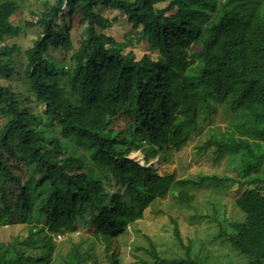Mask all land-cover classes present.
Returning <instances> with one entry per match:
<instances>
[{
	"label": "trees",
	"instance_id": "16d2710c",
	"mask_svg": "<svg viewBox=\"0 0 264 264\" xmlns=\"http://www.w3.org/2000/svg\"><path fill=\"white\" fill-rule=\"evenodd\" d=\"M100 6L123 12L149 40L156 35L157 60L137 59L131 49L137 33L121 42L107 36L112 22L96 12ZM17 8L15 0H0V21L8 23L0 28V226L25 225L28 236H19L14 258L0 254V264H98L102 253L80 234L56 259L54 235L80 233L77 226L99 237L105 264H123L120 237L157 197L171 190L188 207L195 199L188 188L229 181L243 218L227 232L218 224L217 238L247 264H264V0L45 1L39 20L28 23L43 34L26 50L25 71L14 57L16 44L5 43L20 32L9 23ZM76 14L87 25L62 67L55 60L73 46L65 21ZM36 103L44 105L37 113ZM81 109L95 118L71 116ZM121 118L126 124L118 129ZM200 122L211 130L198 150L236 157L237 179L172 184L170 175L127 158L141 150L146 162L159 154L168 161ZM174 236L183 246L178 225ZM141 249L153 260L142 264H204L190 247L186 258L173 259L152 241Z\"/></svg>",
	"mask_w": 264,
	"mask_h": 264
},
{
	"label": "rangeland",
	"instance_id": "374dc122",
	"mask_svg": "<svg viewBox=\"0 0 264 264\" xmlns=\"http://www.w3.org/2000/svg\"><path fill=\"white\" fill-rule=\"evenodd\" d=\"M17 3V11L11 17L14 26L20 29L18 35L8 37L5 43L8 45L16 44L18 51L14 53V57L18 65H21L23 71L28 64L26 50L32 45L33 40L42 33V27H31L28 23H36L43 11V3L45 1L54 2L55 0H15ZM166 4L161 5L165 7ZM69 10L64 8V13ZM96 12L104 16L112 22V26L106 32L107 36L113 37L116 42H121L126 35H129L134 41L131 49L135 52L137 59L148 56L153 60H157L159 56L158 40L156 35L152 40H149L144 28L139 25L137 28L128 20V17L121 11L107 10L103 7H98ZM81 16L76 14L74 19L70 21L67 17L65 23L71 28V40L73 46L69 50V54L65 55L64 60H55L56 63L61 62L62 67L70 63V58L73 52L79 49V41L83 38L85 27L87 24L80 23ZM59 25L62 22L57 20ZM7 22L0 21L1 26H5ZM63 25V24H62ZM137 33V34H136ZM144 35V37H142ZM3 42L0 41V46ZM107 48L111 47L108 43ZM197 47V46H196ZM129 49V50H131ZM128 50V51H129ZM127 51V52H128ZM62 56L60 52L55 53ZM149 79V72L146 71L145 82ZM18 80V79H17ZM17 85H19L17 81ZM44 109V105L36 103L34 111L37 113ZM80 115L82 120L90 121L95 118L90 112L87 115L84 109L79 112H73L72 117ZM216 116L214 117V119ZM227 131V122L222 121V117L218 116L215 123ZM126 121L121 118L116 124V128L121 129L125 126ZM210 128L207 122H200V129L197 133L191 135L187 143L177 151H172L169 154L168 161H165L163 154L156 155L150 162L145 161V152L132 151L127 158H131L140 165L154 166L160 176L170 175L172 184L177 180L192 179L199 180L202 176H219V178L237 179V161L236 157L229 154L215 155L213 150L201 152L198 147L203 145L209 137ZM147 145V144H146ZM55 150H52L54 153ZM232 181L228 183L222 182L216 184L210 182L202 187L188 188V192L195 196V199L188 207H181L174 201L171 190L164 197H157L143 211L141 217L133 223L127 224L126 234L120 237L121 260L123 264H142L141 260L153 261L150 256L142 251L141 248H149L152 241L158 251L164 258H186L188 248L190 247L191 257L198 259L204 264H247V261L240 256L226 241L217 238L220 235L221 225L223 231H231L230 222L240 221L243 218L241 211L235 205L236 193L231 187ZM102 189V186L100 188ZM174 192L181 191L179 188H174ZM111 193L113 190H109ZM178 225L182 235L184 245L182 246L174 236L175 226ZM80 233L76 234H58L54 235L53 239L56 243V259L61 258V255H66L70 248V240H76L80 235L86 237V243L91 248H94L96 254H101L98 264L104 262V245L99 237H95L93 229H81L77 226ZM80 234V235H79ZM19 236L25 238L28 236V229L25 225H6L0 226V254L5 257L14 258L19 250ZM109 264V263H106Z\"/></svg>",
	"mask_w": 264,
	"mask_h": 264
}]
</instances>
